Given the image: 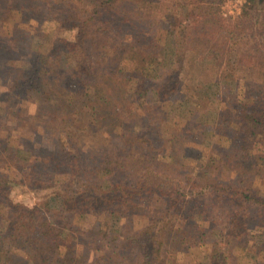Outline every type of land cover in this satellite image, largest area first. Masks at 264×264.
I'll list each match as a JSON object with an SVG mask.
<instances>
[{"label":"rangeland","instance_id":"obj_1","mask_svg":"<svg viewBox=\"0 0 264 264\" xmlns=\"http://www.w3.org/2000/svg\"><path fill=\"white\" fill-rule=\"evenodd\" d=\"M84 19L120 24L121 29L107 33L112 37L107 42H101L104 39L101 37L92 40L90 32L85 33V48L81 51L77 37L83 33L72 24ZM190 21L192 27L185 32L192 33L194 39L183 46L186 58L178 75L181 88L169 99L161 100L158 88L174 67L175 30H178L175 26L187 27ZM149 22L155 23L153 27ZM141 27L146 29L140 30ZM131 38L147 42L160 38L164 47L163 57L148 69L152 72L146 84L145 109L133 91L134 79L129 77L133 73L131 50L123 52L127 43H134ZM37 52L46 57L40 75L30 66ZM223 70L229 72L231 81L221 79ZM39 84L41 89L37 90ZM255 84L264 88V0H0V187L8 191L5 195L9 199L0 214L13 215L12 224L7 221L4 224L17 241L15 254L24 264H34L24 252L31 236L35 207L47 208L45 216L53 225L50 235L62 232L68 244L76 245L77 253H85L86 241L94 233L104 237L131 226L139 228L154 213L139 207L133 209L140 201L131 198L117 202L119 207L132 208L123 217L96 215L92 207L82 203L92 193L91 187L85 185L86 180L64 173L63 165L50 161L49 155L63 147L58 139L59 126L63 124L59 120L66 111L62 104L72 86L86 89L83 97L86 101L101 102L90 110L101 125L83 140L81 145L85 148L111 151L120 143L119 135L132 130L144 131L153 140L150 145L154 151L162 153L169 151L168 145L172 144L169 133L174 128L194 130L191 133H195V141L191 135L182 144L185 154L178 165L186 170L196 166V174L221 165L216 169L217 175L227 181L236 177L230 166L224 162L208 164L205 152L237 147L232 135H228L232 131L220 129L230 122L235 110L226 101L231 103V96L239 88L252 91ZM101 87L106 92L102 93ZM242 126L251 127L254 134L261 132L253 125ZM107 137L110 140L103 143ZM254 143V148H264L257 139ZM161 161L169 160L161 158ZM260 164L262 167L251 182L258 192L252 198L254 209L264 200V162ZM126 168L119 170H132L133 162ZM99 174L105 185L121 176L104 171ZM209 190L212 188L196 197V205L204 210L196 218L209 231V237L178 253L173 264H209L211 242L220 237L222 230L226 231L225 224L233 210L238 212V203L231 194L218 197ZM73 196L79 199L73 227L61 228L63 216L56 197ZM252 222L239 229L245 241L241 240V245L233 250L231 259L236 264H264V227ZM1 242L0 236V245ZM101 253L102 250L93 249L88 260ZM15 262L2 260L0 264H23Z\"/></svg>","mask_w":264,"mask_h":264},{"label":"trees","instance_id":"obj_2","mask_svg":"<svg viewBox=\"0 0 264 264\" xmlns=\"http://www.w3.org/2000/svg\"><path fill=\"white\" fill-rule=\"evenodd\" d=\"M96 11L99 12L98 8ZM158 22L160 23L161 20ZM192 23L193 21H190L187 27H180L178 24L175 26L178 30H175L174 67L165 83L158 88L157 93L161 100L169 99L181 88L178 75L186 58L183 46L191 42L192 38L194 39L193 34H188L185 29L192 27ZM154 24L149 22L150 27ZM72 25L83 33L77 37V47L81 51L85 48L83 46L85 33L90 32L92 40L98 41L101 37L104 38L101 42H107L112 39L107 33L114 29H121L120 24L114 26L106 21L98 22V19H84ZM142 29L146 28L141 27L140 30ZM131 39L134 43L132 45L127 43L123 52L128 48L131 50L133 73L129 77H133V91L138 94L141 107L145 109L148 92L146 84L152 72L148 69L163 57L164 47L160 38H151L148 42L141 38ZM45 59L44 53L37 52L34 55V63H30V66L35 73L41 74L43 70L41 65ZM231 72L233 73V70ZM220 74L223 81L232 80L227 70L221 71ZM94 86L99 87L97 84ZM16 87L20 86L17 84ZM36 89L40 90L41 84L37 85ZM104 89L106 88H100L102 93ZM93 90L96 88L93 87ZM70 91L69 97L62 104L66 111L59 120L63 124L59 126L58 139L63 142V147L62 150L55 149L49 155L50 161H58L57 164L63 165L64 173L70 176L79 177L80 175L86 180L85 185L91 187L92 193L85 196L82 203L84 206L92 207L96 215L123 217L129 209L138 207L142 210L147 209L148 212L153 210L154 213L139 228L131 226L126 231L105 234L104 237L94 233L86 241L85 253H77L74 248L76 245L73 247L68 244L67 238H62V232L58 231L50 235L53 225L45 216L47 208L35 207L31 217V236L24 252L28 261L34 264H173V257L175 258L178 253H184L196 247V244L209 237V231L196 218L197 214H202L204 211L196 205V197L206 193L208 187H211L212 190L209 191L218 197L231 194L234 201L238 203V212L233 210L225 224L228 229L222 230L220 237L211 242L209 264H236L231 258L235 246L242 243L243 235L238 233L239 229L253 223L252 221L264 227V200L254 209L255 201L252 198L258 192L251 185L253 176L262 167L260 162H264V148L261 150L254 148L256 139L257 142L264 144V88L258 87L257 84L253 85L252 91H246L244 87L241 90L239 88L231 96V103L226 101V104L234 106L235 110L230 116L231 119L228 118L230 122L227 125H221L223 128L220 129L232 131L228 135H232V140L237 147L231 150L214 149L209 153L205 152L204 158L208 164L224 162L230 166L236 177L227 181L217 175L216 169L221 165L211 170L198 171L197 174L196 166L186 170L185 167H181V164L178 165L185 154L182 144L186 140L189 141L188 138L191 135L192 140L195 141V133H191L194 130L174 128L169 133L171 136L169 143H172L168 145L169 151L165 150L162 153L154 151L150 145L153 140L147 138L144 131L136 133L132 130L122 132L119 135L121 140L118 137L120 143L111 148V151L94 147L85 148L81 145L83 140L92 135L91 131L97 125H101L90 110L98 107L101 102L86 101L83 98L86 91L83 86H72ZM242 124L256 126L261 132L254 134L251 127V129L249 127L243 129ZM108 137L103 143L110 140ZM202 155L203 153L199 157L202 158ZM161 158L169 161L160 163ZM131 162L134 167L132 170L120 172L121 168L127 170L126 166ZM103 171L114 175L121 174V176L111 184L105 185L99 174ZM6 192H8L6 189L0 187V212L9 201L5 195ZM56 198L60 202L59 211L63 216L60 227L72 229V220L78 212L79 199L75 196ZM131 198L138 199L139 206L126 208L119 207L117 204L119 200ZM12 217L10 213L0 214L3 223L0 226L2 239L0 261L10 260L24 264L25 261L14 252L17 249V241L12 238L9 226L4 224L7 221L11 225ZM93 249H100L102 253L89 261Z\"/></svg>","mask_w":264,"mask_h":264}]
</instances>
